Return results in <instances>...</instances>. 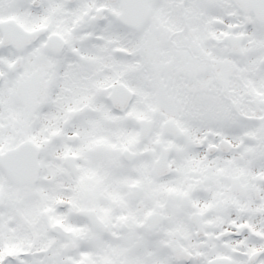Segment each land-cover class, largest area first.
Segmentation results:
<instances>
[{
  "label": "snow or ice",
  "instance_id": "6c2138e0",
  "mask_svg": "<svg viewBox=\"0 0 264 264\" xmlns=\"http://www.w3.org/2000/svg\"><path fill=\"white\" fill-rule=\"evenodd\" d=\"M0 264H264V0H0Z\"/></svg>",
  "mask_w": 264,
  "mask_h": 264
}]
</instances>
